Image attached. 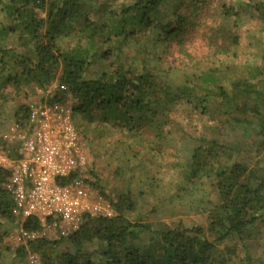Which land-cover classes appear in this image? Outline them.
Here are the masks:
<instances>
[{
  "label": "trees",
  "instance_id": "obj_1",
  "mask_svg": "<svg viewBox=\"0 0 264 264\" xmlns=\"http://www.w3.org/2000/svg\"><path fill=\"white\" fill-rule=\"evenodd\" d=\"M248 15L255 29L243 30ZM171 55L180 60L167 63ZM53 83L47 101L70 98L79 144L117 133L127 161L135 144L154 145L171 160L151 166L170 172L175 189L163 200L149 176L147 192L129 187L133 177L107 191L93 174L88 184L114 216H84L49 238L37 218L17 214L11 173L0 169V264L5 253L8 264L31 254L39 264H264V0H0V131L25 130L28 103L11 101ZM0 152L18 157L17 145ZM151 191L204 224L162 221L155 207L142 214ZM8 225L36 237L2 248Z\"/></svg>",
  "mask_w": 264,
  "mask_h": 264
},
{
  "label": "built area",
  "instance_id": "obj_2",
  "mask_svg": "<svg viewBox=\"0 0 264 264\" xmlns=\"http://www.w3.org/2000/svg\"><path fill=\"white\" fill-rule=\"evenodd\" d=\"M28 107L27 128L11 127V138L2 136L0 143L17 145L16 158L0 152V169L11 173L9 188L17 214L22 219L37 218L43 234L49 228L61 233L73 231L84 216L113 217L109 203L82 175L86 157L72 123L71 105L41 99ZM74 174V180L62 183ZM49 218L51 224L44 225ZM19 234L20 242L36 237L21 229ZM30 263L37 264L38 257L30 258Z\"/></svg>",
  "mask_w": 264,
  "mask_h": 264
},
{
  "label": "rangeland",
  "instance_id": "obj_3",
  "mask_svg": "<svg viewBox=\"0 0 264 264\" xmlns=\"http://www.w3.org/2000/svg\"><path fill=\"white\" fill-rule=\"evenodd\" d=\"M173 1V0H172ZM181 1V0H179ZM170 8H172V4H165L163 5V8L160 10V13L158 14V16L162 19L164 18V15L166 14V10H169ZM252 18L250 17V15L245 16L242 18V22L240 23V25H245V27L243 28V30L245 29H255L254 25L255 23L251 20ZM191 50V48H190ZM193 50H195L196 52H200L203 51V48L201 46L200 43L195 42L193 43ZM178 58H176V55H171L166 62L167 63H175L177 62ZM249 61L251 62V64H256L257 61L253 60L252 58L249 59ZM55 88V84H51L49 87H47L45 90H37L33 93H27V97L23 98L20 97L18 100H14L11 102H17V103H28V106L30 103L32 102H37L41 99L43 100H47L50 96L51 93L53 92V89ZM47 92H51L50 94H47ZM60 102L63 103H67L68 106H70L71 100L69 97H66L65 100H61ZM15 105L14 104H7L4 106L3 112L7 113L9 111V109L11 108V106ZM3 108V106L1 107ZM99 119H93L90 123L91 126H95L96 121H98ZM170 126V124L168 125ZM11 127H13L11 125V123H7L4 126V130L0 131V143L3 142L2 141V136H6V138L10 139L11 138ZM171 129V132H173L174 136H178V129L175 127V125L173 126V124L171 125V127H169ZM93 134V138L95 140L96 138V134H98L97 132H92ZM152 134L149 133V138H151ZM119 142H113V139H119ZM100 139H97V141H94V143H92L91 147H86L84 146V143L80 142V146L85 154L86 157V163H85V169L82 173V175L90 180L91 183H94V176H97V178L99 179V183L100 185H102L107 191H114V190H123L124 187L126 186V183L129 182L131 180V177H133L134 179L132 181L129 182V187L132 190H136V189H141L144 190V192H147L148 188V181H149V176L151 177H155L156 180L154 179V183L157 186L161 187V194H162V199L164 200L167 196L165 195L166 192L170 191H174L175 186L172 185V189H171V179L169 178V174H165L167 172L164 173V169H162L161 171L163 173L158 174L156 172V170H154L153 166H151V164H155L156 166H163L165 164V162H168L171 160V158H169L167 155H165V153H161V155L159 154L158 150L154 147V145H148L146 142H142V145L140 146L139 144H135L134 147H132V150L127 151L128 157L129 158H134L132 157V155H137V157H135L134 159H130L129 161L126 160L127 156L125 154V144H122L120 142H122L121 140V136L117 133H114L111 135V138L109 139L108 142H100ZM107 140V138H106ZM126 142V141H125ZM177 143V142H176ZM6 144H12L14 145V142H7ZM171 144V143H170ZM1 146V145H0ZM147 148V149H152L153 152V156L155 157H150L151 153H148L147 151H143L141 150V148ZM95 148L99 149V154L97 155L95 153V155H92L90 152L92 150H95ZM116 157V159H115ZM140 161H139V160ZM143 163L145 166L150 167L149 170L150 172L147 173H143L140 171V166H138L139 164ZM94 174V176H93ZM171 189V190H170ZM149 193V192H148ZM154 195V194H153ZM152 195V191L147 194L146 197L142 198L140 205L142 206L141 209V213L142 214H147L150 210L151 207H155L157 209V214L161 215L160 219L162 221H166L169 222L170 220H178L181 219L183 221L184 224H191V223H198V224H204L203 223V219L201 217L195 216V217H186V216H180L178 213L175 212V209H172L171 205H167L168 201H161V197H155V195ZM175 212V213H174ZM9 229L8 235H6L3 240H2V248L5 247H9L10 249H15L18 244L20 243L19 238H20V228L18 227H13V226H6ZM5 227V228H6ZM54 235V232L49 229H46L45 231V237H49L51 238ZM32 256H36L35 254H31L30 256H28L27 262L26 264H31L30 263V258H36V257H32ZM3 258H5L4 264H8L10 259L9 256L5 253L4 255H2ZM39 264V263H37Z\"/></svg>",
  "mask_w": 264,
  "mask_h": 264
}]
</instances>
